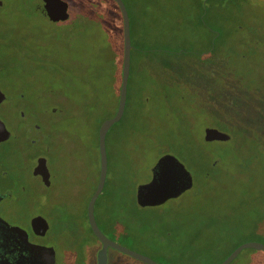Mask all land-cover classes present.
I'll list each match as a JSON object with an SVG mask.
<instances>
[{"label":"rangeland","instance_id":"obj_1","mask_svg":"<svg viewBox=\"0 0 264 264\" xmlns=\"http://www.w3.org/2000/svg\"><path fill=\"white\" fill-rule=\"evenodd\" d=\"M62 1L69 19L54 23L42 0H0V119L13 133L0 167L25 188L14 190L4 216L23 228L35 215L46 219L56 264H95L99 245L85 207L96 180L97 129L117 109L122 26L111 0ZM123 2L131 41L127 97L124 116L108 132L97 224L158 264H219L236 246L264 239V0ZM62 98L71 109L58 105ZM34 122L55 123L60 134L79 130L81 179L66 173L64 148L48 155L52 189L30 175L32 151L21 148ZM206 129L230 139L208 142ZM164 155L184 166L191 187L139 207L135 190ZM75 186L80 191L68 206ZM106 255L107 264H143L112 248ZM230 264H264V254L244 249Z\"/></svg>","mask_w":264,"mask_h":264},{"label":"flooded vegetation","instance_id":"obj_2","mask_svg":"<svg viewBox=\"0 0 264 264\" xmlns=\"http://www.w3.org/2000/svg\"><path fill=\"white\" fill-rule=\"evenodd\" d=\"M42 12L46 16L45 12L44 11ZM68 19L66 21H68ZM5 101H6V97L0 103V106ZM117 103H118V99H117ZM58 105L59 106L61 105V107L63 106V108L65 109H71L72 102L68 98H62V99H58ZM61 111H62L61 108L56 109L52 107L50 109V113L54 115L60 114ZM113 116H111L110 118H112ZM19 117L22 120H24L25 114L19 111ZM101 123L99 124V127ZM52 125L37 124L36 122L31 123L27 127L26 139L23 142V146L21 148V150L32 151L29 160L26 161V162L32 163L31 167L29 168V173L30 175L37 178L39 182L41 183L42 187H44L47 190L52 189L54 185L53 180H55V177L52 175V171L49 167L48 155L52 156V154H56L58 152V149L64 148L66 152H68L69 154L68 157L66 158V166H64L67 174H68V171L72 169L74 170V172H76V177L78 179H81L84 173L83 172L84 163L82 161V158H80V155H79L81 150H83V141H82L81 133L79 132V130H76L74 131L75 132L74 134L76 135H73V133L69 134L66 130H63L62 133L60 134L58 128H56L55 126V123ZM5 129L9 132V137L0 142V151H2V149H4V147L7 144H9L13 138V133L9 131L6 128V126H5ZM98 129H97V137H96L98 161H97V170L95 174L96 180L94 179L93 181V185H94L93 192L95 191V188L98 183L99 167H100L99 149H98ZM34 151H38V152H34ZM75 151L77 152V158L69 157ZM157 162L155 163L153 167L152 175L150 179L142 185L148 184L151 181L153 174H154L153 172L156 171L155 166ZM15 181H17L16 176L13 177L12 175H9V170L4 169L3 166H1L0 167V264H56L55 251H54V248L50 245L48 237H47L48 232L50 230V225L46 219H44L42 216L35 215L28 220L27 225L25 226V228H23L18 225H14L10 223L8 219H6L4 216V213H5L4 210L7 208V202H9L7 200L10 199L14 190H17L18 192H23L25 190L24 186H17V185L15 186V184H13ZM62 182L64 183L65 191H67L66 181H61V183ZM172 182H175V181L172 179ZM137 188L135 190V202H136ZM79 191H80L79 186L78 187L75 186L74 188H71L70 195H69L70 198L68 199L69 201L66 205L72 206L71 204L73 203L72 201H70V199L71 197H74L75 195H77ZM93 192L90 194V197L92 196ZM88 201L86 203L85 210L87 209ZM85 213H86L85 218L87 220V210L85 211ZM35 217H41L46 221L47 229L45 230V232H43L44 229L42 228V226H39L37 224L34 227L32 226L31 220ZM96 223H97V220H96ZM14 227L21 229L25 233V236L24 234H22V232L12 229ZM89 231L93 235L90 227H89ZM106 237L110 239L111 241H113L108 236ZM95 239L96 241L94 243H97L99 245V248L97 250L98 252L101 249L102 244L96 237ZM84 246H85V243H84ZM97 252H96V256H97ZM132 259L137 260L135 258H132ZM141 263L145 264L144 262H141ZM95 264H97L96 257H95Z\"/></svg>","mask_w":264,"mask_h":264},{"label":"water","instance_id":"obj_3","mask_svg":"<svg viewBox=\"0 0 264 264\" xmlns=\"http://www.w3.org/2000/svg\"><path fill=\"white\" fill-rule=\"evenodd\" d=\"M120 10L122 18V34H123V53L121 68V84L118 95L117 109L112 118L103 121L98 129V149H99V178L98 183L87 204V221L93 235L101 242V249L97 252V264H107V248H112L120 253L135 258L145 264H157L149 257L132 251L108 239L99 229L94 215V205L103 191L107 176V153H106V134L110 127L117 123L125 110L127 97V82L130 70V25L126 6L122 0H114ZM42 8L47 18L51 22H64L68 19V7L62 0H42ZM1 5V3H0ZM5 99L4 94L0 90V103ZM9 137V132L5 129L4 123L0 120V142ZM204 139L210 141H228V135L223 134L214 129H206ZM153 172V177L148 184L140 185L137 188L136 202L140 207L159 206L170 199L177 198L185 190L191 187V179L183 165H181L174 157L169 155L162 156ZM172 179L175 182H172ZM2 222V221H1ZM34 227L36 224L42 226L43 232L47 229L46 221L41 217H35L31 220ZM16 231L25 233L19 228H12ZM244 249H254L264 253V244L260 242H245L237 246L222 262L219 264H230L237 255Z\"/></svg>","mask_w":264,"mask_h":264},{"label":"trees","instance_id":"obj_4","mask_svg":"<svg viewBox=\"0 0 264 264\" xmlns=\"http://www.w3.org/2000/svg\"><path fill=\"white\" fill-rule=\"evenodd\" d=\"M114 4H115V6H116V8H117V10H118V12H119V14H120V25L122 26L123 24H122V18H121V13H120V10H119V8H118V6H117V4H116V2L114 1V0H111ZM123 1V0H122ZM43 11V10H42ZM122 53H123V34L121 33V53H120V59L118 60V64L120 65V68H119V87H120V84H121V68H122ZM118 94H117V97H118V95H119V88H118V92H117ZM124 113H125V111H124ZM123 116H124V114H123ZM115 125V124H114ZM113 125V126H114ZM112 126V127H113ZM111 127V128H112ZM110 131V130H109ZM108 131V132H109ZM108 136H109V134L107 133V135H106V138H105V142H106V147H107V144H108ZM107 151V150H106ZM107 153V152H106ZM213 161V160H212ZM217 166V164H213L211 167H216ZM106 183H107V179H106V181H105V185H104V188H105V186H106ZM104 188H103V191H104ZM103 191L101 192V194L99 195V197H98V199L101 197V195L103 194ZM97 199V200H98ZM97 202V201H96ZM96 204V203H95ZM101 230V229H100ZM103 233V232H102ZM104 234V233H103ZM258 242H260V243H263L264 244V239H262V240H259ZM117 243V242H116ZM119 244V243H118ZM119 245H121V244H119ZM121 246H123V245H121ZM125 247V246H124ZM237 247V246H236ZM127 248V247H126ZM235 249V248H234ZM234 249H232V251L234 250ZM231 251V252H232ZM230 252V253H231ZM225 259V258H224ZM223 259V260H224Z\"/></svg>","mask_w":264,"mask_h":264}]
</instances>
